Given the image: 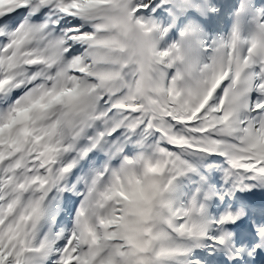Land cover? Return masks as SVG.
Instances as JSON below:
<instances>
[{
	"label": "snow or ice",
	"instance_id": "obj_1",
	"mask_svg": "<svg viewBox=\"0 0 264 264\" xmlns=\"http://www.w3.org/2000/svg\"><path fill=\"white\" fill-rule=\"evenodd\" d=\"M0 264H264V0H0Z\"/></svg>",
	"mask_w": 264,
	"mask_h": 264
}]
</instances>
